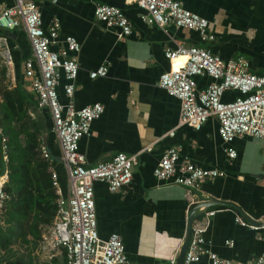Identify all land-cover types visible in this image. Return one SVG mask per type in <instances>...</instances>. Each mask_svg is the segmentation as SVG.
<instances>
[{
	"label": "crops",
	"instance_id": "crops-1",
	"mask_svg": "<svg viewBox=\"0 0 264 264\" xmlns=\"http://www.w3.org/2000/svg\"><path fill=\"white\" fill-rule=\"evenodd\" d=\"M35 1L44 29L53 21L60 25L53 50H60L67 36L74 37L80 45L75 56L79 64L75 108L95 103L103 107V114L91 125L90 135L79 141V153L88 166L110 161L118 153L137 155L128 186L110 193L104 184H94L99 237L106 240L111 234L119 235L128 264H170L172 260L177 264L191 210L212 201L213 206L198 210L192 223L207 220L205 248L233 264H249L264 256V229L250 228L264 223V139L243 136L224 144L214 117L199 131L180 127L179 101L158 87L160 75L178 67V63L172 65L165 58L166 49L174 50L180 45L208 49L223 61L243 58L251 74L264 77V0H182L186 10L207 20L213 41L206 43L194 31L148 24L146 13L126 0H59L56 5ZM99 3L123 12L131 25L130 36L120 38L117 29L96 20L94 8ZM12 5L13 0H0V13ZM0 35L7 39L12 53L11 66L0 62V100L5 90L20 89L32 96L27 116L43 126L40 145L48 149L62 195L67 196L69 185L50 114L37 109L30 80L24 76L23 64L31 57L25 30L20 24L11 31L0 29ZM102 65L108 66L107 76L90 79L89 72ZM210 81L206 76L197 77V90L205 89ZM64 84L62 80L58 88L62 104L66 103ZM236 96L235 92H227L223 100L229 102ZM170 148L178 150V164L217 169L224 172V177L204 181L190 191L168 181H157L153 170ZM227 149L235 150V159L227 157ZM7 163L8 156L4 159L0 142L3 185L8 180ZM210 212L213 215L206 216ZM237 218L246 226L239 225ZM54 221L55 218L50 225L39 226L41 239ZM40 241L37 251L43 254ZM59 252L61 249L54 250L53 258L48 260L43 254L42 262L52 263ZM205 261L203 257L201 262Z\"/></svg>",
	"mask_w": 264,
	"mask_h": 264
},
{
	"label": "built area",
	"instance_id": "built-area-1",
	"mask_svg": "<svg viewBox=\"0 0 264 264\" xmlns=\"http://www.w3.org/2000/svg\"><path fill=\"white\" fill-rule=\"evenodd\" d=\"M56 5L59 0H45ZM146 13L145 20L160 29L169 27L196 32L204 43L213 41L208 33V22L183 7L182 0H126ZM94 17L107 28L117 29L118 37H128L131 25L123 12L114 6L96 4ZM22 24L30 48L31 57L24 64V76L30 80L36 107L50 114L53 133L56 137L60 161L65 170L69 194L63 196L58 175L52 165L48 149L40 145V156L49 165L51 182L56 199V216L52 227L43 234L39 249L45 258H53L52 252L61 249L66 264H128L122 239L111 234L106 240L99 237L94 203V184L102 183L110 193H115L130 184L132 169L137 164V155L118 153L110 161L88 166L79 153V141L90 135L91 125L103 114L99 103L76 109L73 96L75 80L79 72L76 54L80 45L72 36L62 41L60 50H53L59 38L57 21L44 29L35 0H13V5L0 13V29L14 30ZM165 58L177 68L162 73L158 87L180 103L178 126L199 131L211 117L218 122V133L224 144L236 138L248 136L264 139V77L251 74L243 58L223 61L202 47L177 46L166 49ZM0 62L12 65L11 48L7 39L0 35ZM108 66L102 65L89 72V78H105ZM206 76L211 81L201 91L197 90L196 78ZM65 81L62 91L66 103L59 101L58 88ZM227 92L237 96L229 102L223 100ZM172 134V133H171ZM1 135V128H0ZM4 159H7V139L0 138ZM150 147L146 149L147 152ZM230 160L236 158L233 149H227ZM176 148L168 149L153 170L159 182H171L187 190L196 189L207 180L224 177L217 169H203L190 163L178 164ZM9 199L0 184V215ZM203 208H200V210ZM213 212L206 216H212ZM236 222L246 226L239 218ZM207 220L192 225L191 237L183 256L182 264H233L205 248L204 233ZM262 230L264 226L250 227ZM231 245V244H230ZM38 249V250H39ZM205 257L206 261L201 262ZM170 264H176L172 260ZM249 264H264V256Z\"/></svg>",
	"mask_w": 264,
	"mask_h": 264
},
{
	"label": "trees",
	"instance_id": "trees-1",
	"mask_svg": "<svg viewBox=\"0 0 264 264\" xmlns=\"http://www.w3.org/2000/svg\"><path fill=\"white\" fill-rule=\"evenodd\" d=\"M31 97L20 89L1 93L0 138L7 139L8 156L4 191L10 198L0 215V264H39L31 255L41 240L39 226L50 225L56 216L51 172L40 156L43 126L27 116V108L33 105ZM17 243L29 246L31 252L16 254L11 248ZM50 264H58L57 259ZM61 264H66L64 256Z\"/></svg>",
	"mask_w": 264,
	"mask_h": 264
},
{
	"label": "water",
	"instance_id": "water-1",
	"mask_svg": "<svg viewBox=\"0 0 264 264\" xmlns=\"http://www.w3.org/2000/svg\"><path fill=\"white\" fill-rule=\"evenodd\" d=\"M213 205L214 204L212 203V201H209V202L205 201V202H202V203L198 204L197 206H195L191 210V212L189 214L188 222H187L186 235H185L184 242H183V244L181 246V249H180V253H179L177 264H182L183 256H184V253H185V251L187 249V246H188V243H189V240H190V237H191L192 223H193L195 215L198 213V210L200 208L208 209L210 206H213ZM259 226H264V223H261Z\"/></svg>",
	"mask_w": 264,
	"mask_h": 264
},
{
	"label": "rangeland",
	"instance_id": "rangeland-1",
	"mask_svg": "<svg viewBox=\"0 0 264 264\" xmlns=\"http://www.w3.org/2000/svg\"><path fill=\"white\" fill-rule=\"evenodd\" d=\"M2 215V214H1ZM2 216H0V220H1ZM2 224V223H1ZM16 254H25V253H30L31 250L29 248V246L26 245H21L20 243L14 244L13 247L11 248ZM30 250V251H29ZM32 257L34 258V261L36 263H43L42 262V257L43 254H41L40 252L37 251V248L33 249L31 252ZM57 262L58 264H61L63 262V253L59 252L57 254Z\"/></svg>",
	"mask_w": 264,
	"mask_h": 264
}]
</instances>
